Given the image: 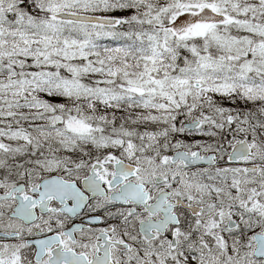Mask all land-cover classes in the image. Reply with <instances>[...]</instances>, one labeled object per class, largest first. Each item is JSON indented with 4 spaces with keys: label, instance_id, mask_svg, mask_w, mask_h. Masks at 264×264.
<instances>
[{
    "label": "snow or ice",
    "instance_id": "6c2138e0",
    "mask_svg": "<svg viewBox=\"0 0 264 264\" xmlns=\"http://www.w3.org/2000/svg\"><path fill=\"white\" fill-rule=\"evenodd\" d=\"M0 264H264V0H0Z\"/></svg>",
    "mask_w": 264,
    "mask_h": 264
}]
</instances>
